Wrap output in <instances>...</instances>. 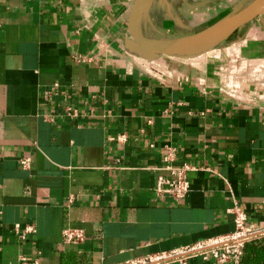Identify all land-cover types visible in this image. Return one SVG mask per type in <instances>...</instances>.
<instances>
[{"label":"crops","instance_id":"crops-1","mask_svg":"<svg viewBox=\"0 0 264 264\" xmlns=\"http://www.w3.org/2000/svg\"><path fill=\"white\" fill-rule=\"evenodd\" d=\"M134 1L0 0V264L178 252L233 235L237 211L264 228V13L212 50L150 57L129 31ZM165 145L191 166L181 200L152 191ZM68 228L82 239L65 243ZM254 256L240 264H264Z\"/></svg>","mask_w":264,"mask_h":264},{"label":"built area","instance_id":"built-area-1","mask_svg":"<svg viewBox=\"0 0 264 264\" xmlns=\"http://www.w3.org/2000/svg\"><path fill=\"white\" fill-rule=\"evenodd\" d=\"M81 60L88 61L87 59L81 57L77 58V61ZM169 111L170 110H166V112ZM64 114L69 118H74L77 116V111L68 107ZM49 120H54V115L49 117ZM148 123H150V120ZM110 140L122 142L125 140V137L124 135H119L116 138H110ZM163 152L164 165L161 169L165 170L167 174L158 175L152 191L157 198L170 197L175 200H181L190 190L188 171L191 169V166L187 163L174 165L176 157L174 147L165 145ZM19 165L22 167V169H30L31 158L28 156L21 157L19 159ZM245 219L246 216L241 211H237L235 213L234 222L236 230L231 236H225L219 240H215L212 243L197 244L192 247L182 249L178 252L171 251L168 253H157L140 260L130 261L123 264H164L169 263L170 261L178 262L179 264H185L186 257L198 255L205 260L212 258L217 264H240L245 245L264 235V228L255 229L247 227L245 225ZM14 230L19 239H25L28 234L33 232L34 229L32 225H26L22 230L18 226H16ZM81 239L82 234L80 231L69 228L63 231V241L65 243H74ZM19 264H37V259H35L33 262H30L27 260L26 255L21 254L19 256Z\"/></svg>","mask_w":264,"mask_h":264},{"label":"water","instance_id":"water-1","mask_svg":"<svg viewBox=\"0 0 264 264\" xmlns=\"http://www.w3.org/2000/svg\"><path fill=\"white\" fill-rule=\"evenodd\" d=\"M153 2L154 0H135L129 14V31L135 46L150 57L199 55L218 46L240 27L264 13V0H252L190 35L175 38L154 37L143 28V22L148 20Z\"/></svg>","mask_w":264,"mask_h":264},{"label":"rangeland","instance_id":"rangeland-1","mask_svg":"<svg viewBox=\"0 0 264 264\" xmlns=\"http://www.w3.org/2000/svg\"><path fill=\"white\" fill-rule=\"evenodd\" d=\"M163 1L155 0L151 11L152 20L148 18L147 21L144 20L143 22L144 31L154 37L196 32L218 21L222 16L229 14L239 7L241 3L244 4L252 0H170L173 5L166 4ZM228 1H232L231 5ZM200 2L207 3V7L203 5L196 9L194 4ZM204 7H206V10L202 9ZM215 11L216 13H214ZM192 15L193 17H198L194 20L195 23L193 25L195 26H188L185 29L184 27L188 25V21L192 20Z\"/></svg>","mask_w":264,"mask_h":264},{"label":"trees","instance_id":"trees-1","mask_svg":"<svg viewBox=\"0 0 264 264\" xmlns=\"http://www.w3.org/2000/svg\"><path fill=\"white\" fill-rule=\"evenodd\" d=\"M244 251H246V253L249 254V258H248L249 261H251L250 254L255 255L254 260H257L260 257H264V247L256 248L255 246L248 244L245 246ZM256 264H259V263H256Z\"/></svg>","mask_w":264,"mask_h":264}]
</instances>
